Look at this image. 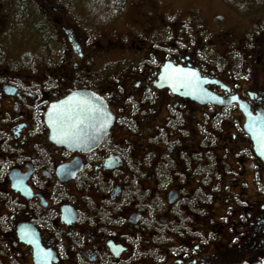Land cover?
I'll list each match as a JSON object with an SVG mask.
<instances>
[{
	"label": "flooded vegetation",
	"instance_id": "flooded-vegetation-1",
	"mask_svg": "<svg viewBox=\"0 0 264 264\" xmlns=\"http://www.w3.org/2000/svg\"><path fill=\"white\" fill-rule=\"evenodd\" d=\"M135 2L71 18L37 0L30 60L0 0V264H264L257 67L226 71L201 24ZM76 90L97 98L71 143L51 109Z\"/></svg>",
	"mask_w": 264,
	"mask_h": 264
},
{
	"label": "rangeland",
	"instance_id": "rangeland-1",
	"mask_svg": "<svg viewBox=\"0 0 264 264\" xmlns=\"http://www.w3.org/2000/svg\"><path fill=\"white\" fill-rule=\"evenodd\" d=\"M6 10L10 14L16 13L18 18L17 42L14 45L17 50V57L25 59L42 58V43L40 16L37 14L38 6L31 0V6L23 14L22 6L29 4V0H3ZM126 0H60L69 3V16L83 17L89 15L84 12H102V15L110 13L115 16L120 14V10L125 8L121 5ZM131 4L129 14L136 11V0H128ZM142 1V0H141ZM162 11L168 18L174 19L176 16L180 20L186 21L191 17L192 25L201 24L200 30L204 31V36L209 41V55L212 58L220 57L224 60L226 71L234 68L232 58H236L242 67H257V80L260 85H264V0L259 6H253L252 0H160ZM133 2V3H132ZM135 2V3H134ZM139 3V2H138ZM25 8V7H24ZM2 9L0 8V11ZM25 10V9H24ZM25 16V19H23ZM130 16V15H129ZM174 17V18H173ZM189 17V18H188ZM199 18L198 20L196 19ZM32 18V22L28 21ZM22 20V21H21ZM181 23L177 20L174 26ZM185 23V22H184ZM15 24V23H14ZM186 26V25H185ZM98 33L103 31L98 28ZM22 34V35H21ZM21 35V36H20ZM229 41L233 47L230 48ZM248 44L253 47H248ZM247 46V47H246ZM239 51V52H238ZM29 53L27 57L26 53ZM260 62H256V61ZM228 61L230 63L228 64ZM237 64V63H236ZM239 72V71H238ZM240 75V74H239ZM264 90V87L263 89Z\"/></svg>",
	"mask_w": 264,
	"mask_h": 264
},
{
	"label": "water",
	"instance_id": "water-1",
	"mask_svg": "<svg viewBox=\"0 0 264 264\" xmlns=\"http://www.w3.org/2000/svg\"><path fill=\"white\" fill-rule=\"evenodd\" d=\"M195 76V74L193 75ZM196 78V77H194ZM92 99H95V96L91 94L89 91L81 90L74 91L72 94L61 100L54 107H52L51 111L57 110V113H60L61 120L58 122L61 126H67L66 128L57 129L54 131V135L59 136L62 141L64 138L67 139L71 143L76 142V134L80 131H85L84 128L77 130L75 125L77 123V119L82 118L85 115L84 112V103L85 101L93 102ZM93 106V104L91 105ZM241 108L245 110L246 107L241 103ZM91 116H95L97 112H89ZM247 114L246 127L248 132L252 135V138L255 141V146L257 153L264 159V115L259 112L257 116H252ZM93 121V119L91 120ZM66 124V125H64ZM111 122H109V125ZM91 128L90 130H92ZM90 137V136H89ZM88 137V138H89ZM81 139H86L84 134L81 136ZM248 264V263H245ZM257 264H261L258 262Z\"/></svg>",
	"mask_w": 264,
	"mask_h": 264
},
{
	"label": "trees",
	"instance_id": "trees-1",
	"mask_svg": "<svg viewBox=\"0 0 264 264\" xmlns=\"http://www.w3.org/2000/svg\"><path fill=\"white\" fill-rule=\"evenodd\" d=\"M32 1H33V0H32ZM57 1L60 2V0H57ZM261 1H262V0H252L251 4H252L253 6H259V3H260ZM34 2H35V4H37V3H36L37 0H34ZM61 3H64V2H61ZM122 5H124V4H122ZM29 6H31V0H29V4H28L27 6H25V4H23V6L21 7L22 10H23V14H26L25 16H28V14L26 13V11L29 10V9H28V8H30ZM24 7H25V8H24ZM24 9H25V10H24ZM25 16H23V19H25ZM32 20H33V19H32ZM21 21H22V20H21ZM209 41H210V39H209ZM209 41H208V44H209ZM229 43H230V48L232 49V47H233V43H232V41H229ZM246 47H247V46H246ZM248 47H253V46H251V45L248 44ZM238 52H239V51H238ZM239 53H242V52H239ZM239 53L236 54V58H232V61L236 62L237 65L241 67V64L238 63V60H237V57L240 56ZM257 62H260V61H257ZM229 63H230V61H228V64H229Z\"/></svg>",
	"mask_w": 264,
	"mask_h": 264
}]
</instances>
